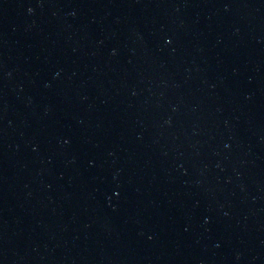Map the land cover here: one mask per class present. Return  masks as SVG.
<instances>
[{"label":"water","instance_id":"1","mask_svg":"<svg viewBox=\"0 0 264 264\" xmlns=\"http://www.w3.org/2000/svg\"><path fill=\"white\" fill-rule=\"evenodd\" d=\"M0 264H264V0H0Z\"/></svg>","mask_w":264,"mask_h":264}]
</instances>
